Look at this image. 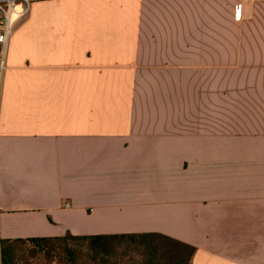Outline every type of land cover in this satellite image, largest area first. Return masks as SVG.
<instances>
[{"label":"crops","instance_id":"obj_1","mask_svg":"<svg viewBox=\"0 0 264 264\" xmlns=\"http://www.w3.org/2000/svg\"><path fill=\"white\" fill-rule=\"evenodd\" d=\"M30 2L0 237L160 232L191 264H264V0Z\"/></svg>","mask_w":264,"mask_h":264},{"label":"trees","instance_id":"obj_2","mask_svg":"<svg viewBox=\"0 0 264 264\" xmlns=\"http://www.w3.org/2000/svg\"><path fill=\"white\" fill-rule=\"evenodd\" d=\"M194 252L160 232L0 237L1 264H191Z\"/></svg>","mask_w":264,"mask_h":264},{"label":"built area","instance_id":"obj_3","mask_svg":"<svg viewBox=\"0 0 264 264\" xmlns=\"http://www.w3.org/2000/svg\"><path fill=\"white\" fill-rule=\"evenodd\" d=\"M30 8V0H0V89L10 38L17 23L28 16Z\"/></svg>","mask_w":264,"mask_h":264}]
</instances>
